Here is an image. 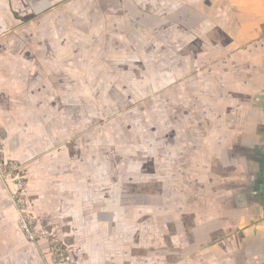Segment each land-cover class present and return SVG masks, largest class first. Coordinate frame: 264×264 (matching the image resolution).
<instances>
[{"label":"rangeland","instance_id":"374dc122","mask_svg":"<svg viewBox=\"0 0 264 264\" xmlns=\"http://www.w3.org/2000/svg\"><path fill=\"white\" fill-rule=\"evenodd\" d=\"M2 1L0 18L5 17L9 24L0 32L2 60L17 53H35V66L42 74L39 81H34L53 86L52 91L39 92L41 97L52 100L46 105L41 102L40 111L60 120L57 128L70 137L66 141L72 157L69 166L84 164L88 167L85 173L88 182L101 185L99 191L107 197L116 195L130 215L137 211L138 246L133 249L136 264H198L191 240L187 242L176 216L178 208L173 209L176 212L172 213L173 218L164 217V204L170 206L177 200V197L164 199V178L172 180L174 195L177 182L182 185L186 182L185 188L181 185L185 193L180 202L188 210V205L190 208L194 205L196 186L192 180L199 173L188 162L192 156H185L183 170L176 165L184 159L176 154L177 141L183 140V134L177 138V132L186 129L191 131L185 132L190 136L193 128L192 124L183 127L178 116L183 108L177 106L176 98L181 83L190 84L189 88L195 79L207 76L206 67L210 65L206 61L219 66L221 58L227 59L225 54L237 51L230 50L234 45L226 44L227 41L204 45L191 39L196 33L191 26V10L189 18L181 9L187 2L193 3L191 0H47L41 11L31 12L32 15L25 13L33 0ZM244 1L209 0L213 8H206L208 21L212 24L213 20L222 25L219 28L224 32H230L231 20L236 26L242 24L236 16ZM255 14L264 17V10ZM182 18L190 26H182ZM200 29L199 34H203L209 28ZM199 52H204L205 60L198 62ZM164 148L168 149L167 153ZM7 160H16L22 168L20 160ZM171 160L175 165L166 164ZM205 177L201 185L203 192L208 193ZM89 190L92 197L96 190ZM141 193L149 196L146 204L135 200V194ZM30 197L25 195L26 210L36 232L38 229L48 232L35 241H45L55 264L65 263L55 257L54 242L70 251L74 264H78L81 255L72 245L77 237L72 231L78 232V225L70 226L65 220L52 221L46 217L37 223ZM66 220L72 221L70 217Z\"/></svg>","mask_w":264,"mask_h":264},{"label":"crops","instance_id":"0c3cea01","mask_svg":"<svg viewBox=\"0 0 264 264\" xmlns=\"http://www.w3.org/2000/svg\"><path fill=\"white\" fill-rule=\"evenodd\" d=\"M33 1L25 15L40 12L47 2ZM192 1L187 2L184 14L190 18L191 10V26L196 32L191 39L204 45L227 40L217 33L218 37L213 36L215 30L207 26L210 21L205 18L204 6L200 0ZM260 9L264 10V0L241 2L236 17L242 24L236 26L231 20L229 26L235 25L236 30L226 34V44H233L230 50L237 51L225 54L228 60L221 58L219 66L206 61L210 65L207 76L198 77L189 88L185 81L178 88L176 102L183 108L178 116L184 128L188 124L193 128L190 136L186 129L177 132V138L183 134L184 141H177L176 154L184 159L176 165L183 170L185 156H192L188 162L199 173L192 180L196 186L193 208L188 205L187 210L180 202L186 182L175 184L176 216L193 213L191 250L198 264H264V169L261 172L258 167H264V17L255 14ZM186 20L182 18V26H190ZM8 26V20L0 18V32ZM204 26L209 28L207 33L199 34ZM204 52H199L198 62L205 60ZM3 58L0 56V159L21 161V175L27 197L33 198L37 223L46 217L78 225V232L72 231L77 236L74 251L81 255L78 264H136L137 211L130 215L115 195L107 197L99 191L101 185L88 182L84 164L69 166V136L57 128L60 120L40 111L42 103L52 102L41 97V91H52L53 86L35 82L42 74L35 66V53ZM171 163L175 165L174 160L166 161ZM6 175L0 173V264H55L45 241L26 238L18 227L13 182ZM206 175L208 193L201 185ZM171 181L167 178V188L174 186ZM91 188L96 193L89 197ZM68 217L72 221L66 220Z\"/></svg>","mask_w":264,"mask_h":264},{"label":"built area","instance_id":"2783aa9c","mask_svg":"<svg viewBox=\"0 0 264 264\" xmlns=\"http://www.w3.org/2000/svg\"><path fill=\"white\" fill-rule=\"evenodd\" d=\"M20 165L16 160H3L0 162V171L7 173L13 180L14 191L12 193L13 201L17 205L18 211V227L25 234V236L31 240H35L36 237L48 234L45 229L34 228L30 215L27 213L26 206L27 200L25 198L26 189L24 179L21 175ZM42 236V237H44ZM53 241V240H52ZM55 241V240H54ZM52 249L55 252V257L59 262L65 264H74L73 256L70 251L66 250L61 244L53 243Z\"/></svg>","mask_w":264,"mask_h":264},{"label":"flooded vegetation","instance_id":"af4514ba","mask_svg":"<svg viewBox=\"0 0 264 264\" xmlns=\"http://www.w3.org/2000/svg\"><path fill=\"white\" fill-rule=\"evenodd\" d=\"M197 1V0H196ZM202 0H200V2H201ZM197 2H199V1H197ZM208 2H209V0H204V2H203V6H204V15H205V18L207 19V13H206V8L208 9V10H211L212 8H213V4L212 3H210V4H208ZM187 8H188V5H184V6H182L181 7V9H182V11H184V13L183 14H185L186 12H187ZM210 16V15H209ZM208 20V19H207ZM212 21V24L213 25H211V24H209V25H207V26H211V28H212V30H215V33H213V36H216V37H218L217 35H216V33L218 34V33H221L222 35H224L225 36V38L227 39V40H225V41H228V37L226 36V34H228V33H230V32H224V30H222L221 28H219L218 27V24H216V22L214 23L213 22V20H211ZM234 22V21H233ZM230 25H231V21H230ZM235 25H237V24H235ZM229 26L231 29H233V30H236V26ZM231 29H230V31H231ZM221 30V31H220ZM218 31V32H217ZM223 31V32H222ZM233 34H235V33H233ZM262 107H263V109H262V111L261 112H263V114H264V104L262 105ZM264 125V124H263ZM263 129H264V127H263ZM262 130V129H261ZM260 130V131H261ZM260 135V134H259ZM168 152V149H166V148H164V153H167ZM261 162V159L259 160V163ZM105 166V165H104ZM259 168H260V171H261V168H262V170L264 169V167H260V166H258ZM138 168V167H137ZM131 169V168H130ZM261 172H263V171H261ZM264 173V172H263ZM262 173V174H263ZM258 174V173H257ZM167 182V180L165 181V178H164V199L165 200H169V199H171V198H173V197H177L176 195H173V194H171V190L173 189V187H169V188H167V185L165 186V183ZM115 197H116V195H115ZM135 200H137V201H143V203L144 204H146V202H148V198H149V196L146 194V193H144V194H135ZM140 199H142V200H140ZM173 201H176V200H173ZM172 206H175V207H172ZM177 208H179V207H177V203L176 202H171V204H170V206L168 205V203H165L164 204V217L165 216H167V218H172L173 217V214L172 213H176L173 209H177ZM136 214H137V212H135ZM182 214H183V212H182ZM193 213L192 212H188V214H183V215H179V217H177L178 218V221L180 222L181 221V224H182V227H183V230H185V234H186V240H187V242H189L190 240V242H191V244H193L192 243V240H193V234H192V232H193V228H192V225H191V223H192V217H193V215H192ZM192 215V216H191ZM189 216V217H188ZM181 220H180V219ZM188 218H190V219H188ZM186 220H189V221H186ZM186 222L187 223H189V225H191V226H189V227H187V225H186ZM190 228H191V232H187V230H189L190 231ZM195 229H198V227H195ZM198 236V235H197ZM196 236V237H197ZM190 245V244H189Z\"/></svg>","mask_w":264,"mask_h":264},{"label":"bare ground","instance_id":"6f19581e","mask_svg":"<svg viewBox=\"0 0 264 264\" xmlns=\"http://www.w3.org/2000/svg\"><path fill=\"white\" fill-rule=\"evenodd\" d=\"M140 200H142V199H140Z\"/></svg>","mask_w":264,"mask_h":264}]
</instances>
